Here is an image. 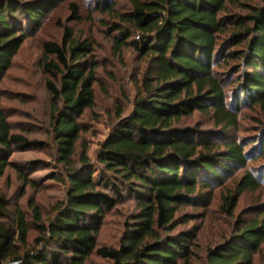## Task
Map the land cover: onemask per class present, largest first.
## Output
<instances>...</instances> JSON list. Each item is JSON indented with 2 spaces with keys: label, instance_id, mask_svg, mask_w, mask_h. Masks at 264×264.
Masks as SVG:
<instances>
[{
  "label": "trees",
  "instance_id": "trees-1",
  "mask_svg": "<svg viewBox=\"0 0 264 264\" xmlns=\"http://www.w3.org/2000/svg\"><path fill=\"white\" fill-rule=\"evenodd\" d=\"M61 5L68 9L65 21H56L61 38L41 44L39 67L51 98L48 137L61 165L53 178L68 186L66 198L48 221L35 198L21 203L27 188L39 185L31 178L35 170L15 165L12 157L48 144L14 131L0 89V264H88L93 255L112 264H193L198 224L178 229L204 222L206 213L193 212H206L215 201L232 229L207 248L203 264H255L264 246V203L243 215L239 207L243 195L264 186V171L256 177L248 169L249 161L264 159V128L257 142L214 136L237 128L247 109L264 117V0L95 4L113 19L115 54L132 48L141 64L132 104L123 92L132 110L116 107L115 125L101 144L98 180L83 121L97 105L101 65L95 44L74 29L83 19L78 2L0 0V84ZM195 117L212 127L188 123ZM10 170L23 184L17 198L1 186L10 185ZM128 199L135 212L123 223L118 246L100 245L107 216Z\"/></svg>",
  "mask_w": 264,
  "mask_h": 264
},
{
  "label": "rangeland",
  "instance_id": "rangeland-1",
  "mask_svg": "<svg viewBox=\"0 0 264 264\" xmlns=\"http://www.w3.org/2000/svg\"><path fill=\"white\" fill-rule=\"evenodd\" d=\"M73 1L78 2L83 14L82 21L74 25L76 34L83 35L95 44L97 60L101 65L98 71L100 83L95 87L97 105L94 113H88L83 121L89 128V132L83 135V140H86L89 145L90 168L98 180L102 170V166L97 162L101 144L109 138L115 125L116 107L122 105L126 109V114L131 112L132 100L136 95L134 79L141 64L132 48L125 50L122 56L115 54L109 32V26L113 23V19L95 9L97 2L105 0ZM124 5L125 2L121 1L120 6L124 7ZM52 15L50 20L44 24L42 31L28 39L16 57L13 69L0 84V89L5 97L3 106L9 113L14 131L25 135L31 142L38 141L48 144L44 149L33 145L31 149L18 151L12 157L15 165L27 170H35L31 178L39 185L37 189L27 188V194L21 199V203L25 205L29 198H35L47 221L56 215L54 206L65 201L68 187L65 183L55 181L53 178L61 174V165L57 163L55 149L48 137L51 98L44 86V75L39 67V61L43 60L45 55L41 44L49 40L58 41L61 38L62 29L56 21L59 18L63 22L65 21L68 15L67 5H61ZM100 84L104 86L105 90L101 88ZM123 92L129 96L131 104L124 101ZM95 116L98 118L97 120H95ZM188 123H200L205 129L212 127L208 120L200 119V117H195ZM262 128H264V117L247 109L237 128L223 134L216 130L214 137L219 140L236 139L242 143L257 142ZM251 148L257 151L256 146L250 145L249 149ZM248 169L258 177L264 171V159L257 162L249 161ZM83 170L81 168L80 172ZM9 176L11 178L10 185L4 181L1 185L2 189L9 196L17 198L23 184L18 180L15 171L10 170ZM233 178L231 176V179ZM231 179L227 180V184ZM263 203L264 186L258 193L243 195L239 213L241 215L253 213L257 207L256 204ZM217 205L218 202L215 201L214 205L206 212L204 210L193 212L206 213L204 222L190 223L188 227L178 229L184 230L198 224L200 241L193 249V264H203L207 248L222 242L223 236H227L232 229V221L218 211ZM134 212L135 206L132 200L121 202L107 216L104 227L98 236V243L108 247H117L123 234V223ZM88 264H112V262L93 255ZM255 264H264V246L261 254L256 257Z\"/></svg>",
  "mask_w": 264,
  "mask_h": 264
}]
</instances>
